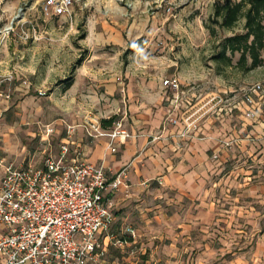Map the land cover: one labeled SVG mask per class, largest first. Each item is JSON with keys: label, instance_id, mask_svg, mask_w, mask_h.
I'll list each match as a JSON object with an SVG mask.
<instances>
[{"label": "rangeland", "instance_id": "374dc122", "mask_svg": "<svg viewBox=\"0 0 264 264\" xmlns=\"http://www.w3.org/2000/svg\"><path fill=\"white\" fill-rule=\"evenodd\" d=\"M214 1L71 0L59 11L45 9L44 0H0V156L40 159L67 135L91 144L101 136L91 138L87 128L113 115L116 122L102 128L126 130L136 119L130 105L156 86L163 112L149 142L162 140L172 153L198 144L207 158L200 201L169 187L153 194L149 183L142 206L132 199L113 209L111 231L126 237L131 225L135 252L110 246L107 261L264 264V140L246 144L243 128L264 123V104L254 120L240 101L242 89L264 83V48L262 63L248 71L235 66L238 53L231 65L216 60L231 31H209ZM166 77L183 92L176 108L167 100L172 91L162 86ZM172 108L180 121L199 116L197 129L186 137L169 134L178 129L163 127ZM46 125L53 127L49 134ZM213 132L215 150L196 142ZM202 201L204 208L213 205L214 216L194 222Z\"/></svg>", "mask_w": 264, "mask_h": 264}, {"label": "built area", "instance_id": "2783aa9c", "mask_svg": "<svg viewBox=\"0 0 264 264\" xmlns=\"http://www.w3.org/2000/svg\"><path fill=\"white\" fill-rule=\"evenodd\" d=\"M70 4L71 0H44L45 9L66 10ZM179 85L175 78L162 80V86L172 91L167 100L174 108L183 94ZM240 101L245 115L255 120L264 104V83L242 89ZM174 108L163 127H178L169 134L186 137L197 129L199 116L190 114L180 121ZM52 131L46 125V133ZM87 134L123 140L129 136L124 128L105 131L97 121ZM251 139L264 140V132ZM232 141L225 144L230 146ZM74 145L67 135L56 151L47 146L40 159L33 154L21 161L0 159V264H108L110 246H128L130 255L135 252L130 246L132 227L124 229L126 237L111 231V195L126 184L127 167L112 173L108 167L90 163Z\"/></svg>", "mask_w": 264, "mask_h": 264}, {"label": "crops", "instance_id": "0c3cea01", "mask_svg": "<svg viewBox=\"0 0 264 264\" xmlns=\"http://www.w3.org/2000/svg\"><path fill=\"white\" fill-rule=\"evenodd\" d=\"M143 94L144 97L140 101H136V103L132 102L133 104L130 105L136 119L134 120V125L126 129L129 136L125 140L120 137L111 139L109 136L103 135L94 140L92 139L93 142L91 144L86 142L80 143L76 140L74 141V147L76 150H80L90 163L93 162L108 167L112 173H116L120 168L127 165L126 184L121 185L111 195L113 198V209L119 204L123 206V204L132 199L136 203H139L135 204L139 208L140 203L146 200V191L149 183L153 185V194H158L162 187H169L176 189L182 196L191 198L193 203L195 202L194 199L200 201V197L204 195L203 192L206 188L202 187L201 177L204 162H207L206 156L202 154L203 152L198 148V144L192 145L188 149L190 152L179 151L172 153L170 152L171 149L164 145V141L162 142V140L149 142L150 137L155 135L153 132L156 131V126L161 122L163 106L160 103L162 99L161 94L156 92V86L151 87L150 91H146ZM149 100L151 102L154 101V103H149ZM137 122L139 123L137 124ZM263 126L264 123L252 125V128L243 127L246 144H249V141L256 135V132H261L262 128H264ZM135 130H137L136 136H134ZM215 135L216 133L213 132L212 139L209 138L206 141L196 142L215 150L220 145L218 140L214 138ZM261 143L262 147H264V141H261ZM111 146L115 147L114 151L111 150ZM1 158L9 159L8 157H4V155L0 156ZM1 172L2 169L0 168V174ZM143 181L146 183L143 184ZM203 202H199L196 210L193 211L194 222H199L200 218L203 220L205 216L208 218L214 216L212 211L214 210L213 205L209 203L207 208H204ZM128 226L132 227L131 225ZM108 262L115 264L114 260Z\"/></svg>", "mask_w": 264, "mask_h": 264}, {"label": "trees", "instance_id": "16d2710c", "mask_svg": "<svg viewBox=\"0 0 264 264\" xmlns=\"http://www.w3.org/2000/svg\"><path fill=\"white\" fill-rule=\"evenodd\" d=\"M241 19V30L234 31ZM211 22L213 26H207L211 33H215L216 28L231 31L220 40V50L214 56L216 60L231 65L232 56L238 53L235 66L242 71H248L262 63L264 0H215ZM115 118V115L102 118L101 127H111L116 122Z\"/></svg>", "mask_w": 264, "mask_h": 264}]
</instances>
